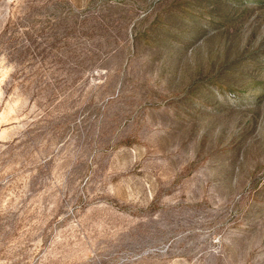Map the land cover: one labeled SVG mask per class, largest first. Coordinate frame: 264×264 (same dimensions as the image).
<instances>
[{"label": "rangeland", "instance_id": "obj_1", "mask_svg": "<svg viewBox=\"0 0 264 264\" xmlns=\"http://www.w3.org/2000/svg\"><path fill=\"white\" fill-rule=\"evenodd\" d=\"M0 264H264V0H0Z\"/></svg>", "mask_w": 264, "mask_h": 264}]
</instances>
